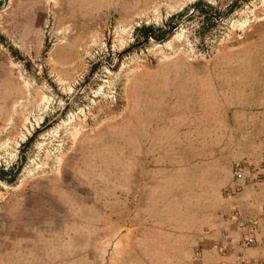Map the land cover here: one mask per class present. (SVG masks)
<instances>
[{"label": "rangeland", "instance_id": "374dc122", "mask_svg": "<svg viewBox=\"0 0 264 264\" xmlns=\"http://www.w3.org/2000/svg\"><path fill=\"white\" fill-rule=\"evenodd\" d=\"M254 127L264 0H0V264H177Z\"/></svg>", "mask_w": 264, "mask_h": 264}, {"label": "crops", "instance_id": "0c3cea01", "mask_svg": "<svg viewBox=\"0 0 264 264\" xmlns=\"http://www.w3.org/2000/svg\"><path fill=\"white\" fill-rule=\"evenodd\" d=\"M254 131L255 127L250 135L253 138L243 140L244 147H237V151H232L231 158L225 161L226 180L221 187L218 185L223 180H212L208 185L206 170L203 171L204 188L201 192L209 196L195 212H187V219H182L170 237L174 241L172 256L177 257V264H264V182L254 184L247 181V177L242 178L235 173V166L240 163L257 164L258 160L264 159V142ZM239 144L242 145L241 142L234 143ZM250 146L251 158L245 159L244 155L249 151L245 147ZM234 210L239 212V217H233ZM198 213L199 222L195 221ZM251 218L258 223L256 231L245 223ZM206 228L209 232L200 234ZM250 238L257 244H246ZM197 249L201 251L198 254Z\"/></svg>", "mask_w": 264, "mask_h": 264}, {"label": "built area", "instance_id": "2783aa9c", "mask_svg": "<svg viewBox=\"0 0 264 264\" xmlns=\"http://www.w3.org/2000/svg\"><path fill=\"white\" fill-rule=\"evenodd\" d=\"M232 215H233V217L237 218V217H239V212L237 210H234L232 212ZM245 223L247 225H249L253 231L257 230L258 223H257L256 220L251 218V219L246 220ZM246 244H248V245H256L257 241L255 239H253V238H250V239L247 240ZM231 264H233V263H231ZM236 264H243V262L236 263Z\"/></svg>", "mask_w": 264, "mask_h": 264}, {"label": "trees", "instance_id": "16d2710c", "mask_svg": "<svg viewBox=\"0 0 264 264\" xmlns=\"http://www.w3.org/2000/svg\"><path fill=\"white\" fill-rule=\"evenodd\" d=\"M148 30H150V32H151V33H150L151 36H156L155 39H156L157 41H160V40L164 39L165 36H166L165 34H159V35H156V34L152 31L151 28L146 29V33L149 32Z\"/></svg>", "mask_w": 264, "mask_h": 264}]
</instances>
